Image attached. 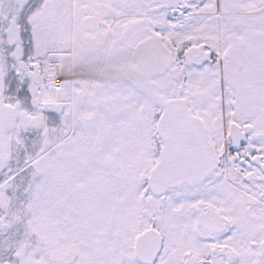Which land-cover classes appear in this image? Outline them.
Instances as JSON below:
<instances>
[{
	"label": "snow or ice",
	"instance_id": "snow-or-ice-1",
	"mask_svg": "<svg viewBox=\"0 0 264 264\" xmlns=\"http://www.w3.org/2000/svg\"><path fill=\"white\" fill-rule=\"evenodd\" d=\"M0 264H264V0H0Z\"/></svg>",
	"mask_w": 264,
	"mask_h": 264
}]
</instances>
